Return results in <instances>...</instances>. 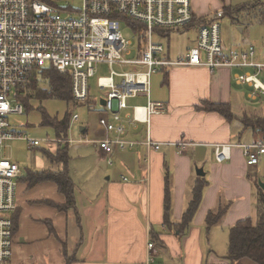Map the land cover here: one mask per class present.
<instances>
[{"label":"crops","instance_id":"1","mask_svg":"<svg viewBox=\"0 0 264 264\" xmlns=\"http://www.w3.org/2000/svg\"><path fill=\"white\" fill-rule=\"evenodd\" d=\"M193 8L198 17L209 16L201 12L198 3ZM223 46L238 52L255 47L251 44L236 50ZM255 49L256 61L263 62L264 48ZM250 70L176 67L153 75L150 100L164 104L166 111L152 116L148 125L124 120V139L140 143L132 149L116 150L106 159L94 143L101 167L86 173L80 186L69 171L76 204L68 210L58 208L66 204V198L55 183L33 184L29 177L21 179L10 264H145L150 241L155 245V264H229V230L239 221L256 218L258 177L264 182V155L256 167H248L240 147L260 138L252 134L251 139L238 118L246 112L241 98L260 99L252 97V88L236 82V75ZM130 100L148 103L143 96ZM205 102L229 104L234 117L227 120L206 111L202 108ZM234 105L240 106L239 114ZM133 106L129 103L125 114ZM99 119L95 141L106 136ZM80 131L86 135L89 128L81 127ZM148 138L161 148L149 151L142 144ZM223 145H232L231 159L218 163L215 153ZM44 159L39 168H22L24 175L30 170L52 169ZM198 169L204 170V177L197 175ZM168 182L171 224L166 225ZM198 182L205 183L200 207L191 226L180 235L173 225L181 223ZM228 203L227 214L208 230V213ZM239 264L255 263L243 259Z\"/></svg>","mask_w":264,"mask_h":264},{"label":"built area","instance_id":"2","mask_svg":"<svg viewBox=\"0 0 264 264\" xmlns=\"http://www.w3.org/2000/svg\"><path fill=\"white\" fill-rule=\"evenodd\" d=\"M0 0V150L5 142L24 139L30 150L44 146L53 148L69 140L15 137L8 117L24 114L18 95L33 81L35 68L51 65L72 74L73 98L78 103L90 99V79L101 65H107L109 76L99 77V89L106 91L100 99L99 126L106 136L94 141L106 159L118 151L140 145L125 140L129 123L149 124L151 117L162 114L166 107L150 100L153 75L173 67L218 69H252L236 75L239 85L253 89V98L264 95V61L257 62V51L250 46L245 51H227L223 46L220 19L224 11L213 17H198L193 0ZM129 19L137 26H127ZM132 33L123 34V27ZM194 30L195 45L184 57L172 60L164 45L156 38L171 31ZM133 57V58H132ZM118 66L120 71L114 69ZM128 68L129 70H125ZM146 97V105H135L129 114L130 99ZM101 100L105 101L101 105ZM78 121L79 116L72 118ZM113 134V136H109ZM149 151L159 150L160 143L148 138L143 142ZM56 145V146H51ZM184 146V145H182ZM248 167H256L264 155V142L240 145ZM232 145L218 146V163L231 159ZM108 163L112 164L109 159ZM24 176L23 169L7 157L0 159V264H10L17 225V190ZM155 245L148 243L145 264H155Z\"/></svg>","mask_w":264,"mask_h":264},{"label":"rangeland","instance_id":"3","mask_svg":"<svg viewBox=\"0 0 264 264\" xmlns=\"http://www.w3.org/2000/svg\"><path fill=\"white\" fill-rule=\"evenodd\" d=\"M255 1L256 0H193V4L198 3L201 8V12H207L209 13V16L213 17L216 11H223L225 6H233L237 8ZM73 5L75 7H81L79 0H76ZM239 19V22H236L233 21V17L226 15L223 19L219 20L224 39L223 45H227L229 48L236 50H243L244 48L247 49V47L251 44L259 50L264 48V25L251 20V17L246 14L240 15ZM122 27L125 37L131 38L133 36L132 33L129 32V30L123 25ZM195 39L196 32L194 30H186L171 31L166 33L165 36L156 38V41L165 46L170 59L179 60L186 55L190 47L195 45ZM173 68H168L167 70L170 71ZM114 69L116 71H120L117 65ZM125 70L129 69L126 68ZM110 73L111 70L107 65H101L97 68L95 76L90 79L91 102L82 104H77L75 102L70 104L60 100L42 102V107L51 117L63 119L65 114L68 112L70 117L71 115H78L80 118L79 121L71 119L68 131V140L70 141L69 171L77 186H80L85 182L87 178L86 173H92L97 167H101L94 144V141L97 138L94 130L98 128L97 121L101 111V106L98 101L107 95L106 91L99 89L97 80L99 77L109 76ZM161 74L162 73L159 72L154 76L157 77ZM260 80L264 82V74L260 76ZM93 101H95V103ZM129 103L133 105H144L145 101L130 100ZM31 106L29 107V109H31L30 111H27L26 108H24V114H12L8 117L10 126L12 127V130L15 131V137L22 138L29 136L40 140L56 138L55 131L51 127H46L41 124V114L38 110L40 102L32 100ZM241 106H244L245 111L249 116L264 117V96L257 101H252L244 96L241 98ZM239 107L234 105V112L236 114H239ZM244 114L245 113L239 114L240 117L238 118L242 120ZM81 127H88L89 132H87L86 135H83L80 131ZM246 130L249 132L247 135H249L251 139H254V136H260L258 132H254L252 129ZM61 146H63V144ZM55 151L56 147L53 148V152ZM2 157H7L12 161L19 163L21 168L27 167L28 169L39 168L40 160L44 159L42 148L30 150L28 142L23 138L5 142L4 147L0 150V159ZM46 162L48 161L46 160ZM50 166H52V169H57L55 165L50 164ZM59 166L60 168L62 167V165ZM105 167L107 166L105 165ZM260 183L264 182L258 177L259 186ZM255 219L256 218H254V220Z\"/></svg>","mask_w":264,"mask_h":264},{"label":"trees","instance_id":"4","mask_svg":"<svg viewBox=\"0 0 264 264\" xmlns=\"http://www.w3.org/2000/svg\"><path fill=\"white\" fill-rule=\"evenodd\" d=\"M225 16L233 17V21L239 22L240 15H248L251 20L264 24V0H256L253 3L245 4L240 7L225 6ZM127 26H137L129 19H124ZM45 86V87H43ZM91 97V95H90ZM262 97L261 94L258 96ZM91 99V98H90ZM90 99L88 102H90ZM36 100L40 102L38 110L41 114V124L46 127H51L56 134V139L68 140V131L70 122L73 116L67 112L63 119L57 117H51L45 109L42 107V102L49 100H60L67 103H77L73 98L72 91V74L69 70L59 71L47 65L44 67L35 68L33 81L30 87L22 94L18 95V101L30 111L31 101ZM82 104V103H81ZM32 108V106H31ZM203 109L209 112H217L230 120L234 117V114L230 111L229 104H212L209 102L203 103ZM33 109V108H32ZM25 110V109H24ZM244 128L252 129L254 132L260 134L259 140L256 142H264V117L249 116L245 112L241 120ZM15 133L14 130H11ZM69 143L63 146L56 147V151L46 147L42 148L44 158L52 165H55L56 170L46 169L41 171L30 170L27 174L33 184L39 182H53L58 186L59 192L65 196L66 204L62 207H58L59 210L71 208L76 204L75 201V185L69 175ZM37 149V148H36ZM59 165H62L60 168ZM257 186V206H256V219L247 218L239 221L235 226L229 230V243H228V255L226 260L229 264H239L243 259H249L255 264H264V191L258 185ZM205 189V183L198 182L192 190L191 200L188 202L187 208L184 212L183 219L180 224L173 225L176 231L183 233L187 230L198 211L203 193ZM230 208V204H221L218 207L217 212L211 211L206 218V227L210 230L213 226L219 224L223 217L227 214ZM169 210H170V196H169V182L166 184V199H165V224H171L169 222ZM14 222L17 225V213L14 216Z\"/></svg>","mask_w":264,"mask_h":264},{"label":"water","instance_id":"5","mask_svg":"<svg viewBox=\"0 0 264 264\" xmlns=\"http://www.w3.org/2000/svg\"><path fill=\"white\" fill-rule=\"evenodd\" d=\"M104 104H105V101L101 100V105H104ZM197 175L200 176V177H204V175H205L204 170L203 169H198L197 170ZM260 186H261L262 190H264V183H260Z\"/></svg>","mask_w":264,"mask_h":264}]
</instances>
